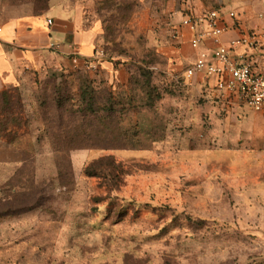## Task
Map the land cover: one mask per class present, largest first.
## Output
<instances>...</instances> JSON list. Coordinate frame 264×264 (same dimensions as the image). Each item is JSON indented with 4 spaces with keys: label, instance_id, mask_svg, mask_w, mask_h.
Returning <instances> with one entry per match:
<instances>
[{
    "label": "rangeland",
    "instance_id": "1",
    "mask_svg": "<svg viewBox=\"0 0 264 264\" xmlns=\"http://www.w3.org/2000/svg\"><path fill=\"white\" fill-rule=\"evenodd\" d=\"M75 2L100 25L101 63L124 73L48 70L31 110L7 100L0 128L25 163L1 172L0 264H264V161L227 143L161 34L129 28L137 1Z\"/></svg>",
    "mask_w": 264,
    "mask_h": 264
},
{
    "label": "crops",
    "instance_id": "2",
    "mask_svg": "<svg viewBox=\"0 0 264 264\" xmlns=\"http://www.w3.org/2000/svg\"><path fill=\"white\" fill-rule=\"evenodd\" d=\"M7 1L0 0V115L3 112L7 115L5 104L14 94H19L26 108L31 110L45 71L73 70L71 59L76 53L83 59L94 57L101 32L99 23L90 24L84 16L83 6L76 4L75 0H49L48 8L41 13L29 6L10 8ZM128 1H137L142 6L130 14L129 28L134 32L145 28L146 32L161 34L160 44L174 77L184 79L185 85L196 96L209 101L214 112L212 118L223 117L219 124L227 143L239 145L247 155H256L264 161V113L238 103L233 96L219 99L217 93L208 87L211 82L201 77L187 79L185 76L198 53L211 51L215 45L207 41L199 51L194 50L192 33L182 22L186 16L200 19L212 10L204 9L200 0ZM254 1V8L248 6L245 13L234 11L241 19L239 24L229 17L223 20V26H231L222 37L223 44L264 26V0ZM221 11L229 13L233 10ZM140 21H147L146 25H139ZM175 31L180 34L178 40L172 37ZM250 53L257 71L264 74V49ZM102 70L108 75L113 71L118 77L124 73L109 63H102ZM20 146L0 132V177L1 172L10 173L25 163L24 150ZM28 219L24 216L18 221L25 225Z\"/></svg>",
    "mask_w": 264,
    "mask_h": 264
},
{
    "label": "built area",
    "instance_id": "3",
    "mask_svg": "<svg viewBox=\"0 0 264 264\" xmlns=\"http://www.w3.org/2000/svg\"><path fill=\"white\" fill-rule=\"evenodd\" d=\"M235 22L241 21L239 15L232 11L224 13L212 10L202 18L186 16L182 25L192 33L191 46L199 51L207 41H211L215 48L211 51L201 50L186 71V78L201 77L212 84L208 87L215 91L219 99L235 97L238 103L264 113V74L259 73L250 52L264 49V26L257 27L229 44L222 43V37L231 28L222 25L225 18ZM52 24V21H49ZM174 40L180 39L175 31ZM102 53L96 52L94 57L83 59L80 54L73 55V66L79 70H96L102 66Z\"/></svg>",
    "mask_w": 264,
    "mask_h": 264
},
{
    "label": "trees",
    "instance_id": "4",
    "mask_svg": "<svg viewBox=\"0 0 264 264\" xmlns=\"http://www.w3.org/2000/svg\"><path fill=\"white\" fill-rule=\"evenodd\" d=\"M0 132H2V134H3V130H2V128H0ZM5 137V136H4Z\"/></svg>",
    "mask_w": 264,
    "mask_h": 264
}]
</instances>
